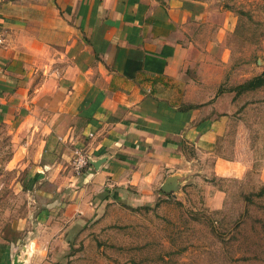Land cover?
<instances>
[{
	"label": "crops",
	"instance_id": "obj_1",
	"mask_svg": "<svg viewBox=\"0 0 264 264\" xmlns=\"http://www.w3.org/2000/svg\"><path fill=\"white\" fill-rule=\"evenodd\" d=\"M233 31L206 0H0V125L45 128L39 208L0 237V264H138L125 227L143 212L190 192L221 210L211 181L250 170L219 155L239 95L215 46Z\"/></svg>",
	"mask_w": 264,
	"mask_h": 264
},
{
	"label": "rangeland",
	"instance_id": "obj_2",
	"mask_svg": "<svg viewBox=\"0 0 264 264\" xmlns=\"http://www.w3.org/2000/svg\"><path fill=\"white\" fill-rule=\"evenodd\" d=\"M206 1L234 24L233 33L215 46L222 60L215 64L221 68L215 76L221 80L219 89L232 91L264 68V0ZM235 101L238 110L219 143V155L246 159L247 178L211 181L227 192L218 211L204 207L190 192L186 199L180 195L143 212L125 227V243L132 248L127 259L138 264H149L154 256L157 264H165L163 257L169 264H264V86ZM44 129L0 125V237H12L15 222L31 218L39 208L36 190L43 185L35 170L42 164Z\"/></svg>",
	"mask_w": 264,
	"mask_h": 264
},
{
	"label": "trees",
	"instance_id": "obj_3",
	"mask_svg": "<svg viewBox=\"0 0 264 264\" xmlns=\"http://www.w3.org/2000/svg\"><path fill=\"white\" fill-rule=\"evenodd\" d=\"M264 86V68L262 72L251 78L250 80H247L246 82L236 86L232 91L236 92L237 95L251 90H256L258 88H261Z\"/></svg>",
	"mask_w": 264,
	"mask_h": 264
},
{
	"label": "built area",
	"instance_id": "obj_4",
	"mask_svg": "<svg viewBox=\"0 0 264 264\" xmlns=\"http://www.w3.org/2000/svg\"><path fill=\"white\" fill-rule=\"evenodd\" d=\"M3 36L0 32V44L3 43ZM72 168L74 170V172L78 175L80 174V172L86 168L89 164V160L88 158L81 153L80 151H75L74 155H73V159H72Z\"/></svg>",
	"mask_w": 264,
	"mask_h": 264
},
{
	"label": "water",
	"instance_id": "obj_5",
	"mask_svg": "<svg viewBox=\"0 0 264 264\" xmlns=\"http://www.w3.org/2000/svg\"><path fill=\"white\" fill-rule=\"evenodd\" d=\"M179 188V185L177 184V177L176 176H170L165 179L164 183L162 184L160 190L165 194H172L176 192ZM14 264H19L17 261H15Z\"/></svg>",
	"mask_w": 264,
	"mask_h": 264
}]
</instances>
